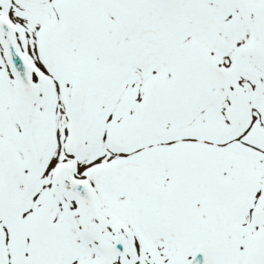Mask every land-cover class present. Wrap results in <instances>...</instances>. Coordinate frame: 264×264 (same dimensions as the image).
<instances>
[{"label":"snow or ice","instance_id":"1","mask_svg":"<svg viewBox=\"0 0 264 264\" xmlns=\"http://www.w3.org/2000/svg\"><path fill=\"white\" fill-rule=\"evenodd\" d=\"M0 264H264V0H0Z\"/></svg>","mask_w":264,"mask_h":264}]
</instances>
